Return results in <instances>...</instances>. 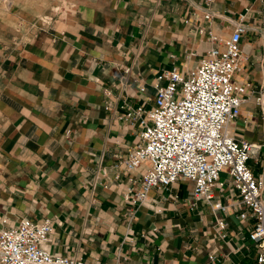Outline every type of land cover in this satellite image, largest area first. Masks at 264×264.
I'll return each mask as SVG.
<instances>
[{"label":"crops","instance_id":"crops-1","mask_svg":"<svg viewBox=\"0 0 264 264\" xmlns=\"http://www.w3.org/2000/svg\"><path fill=\"white\" fill-rule=\"evenodd\" d=\"M7 1L0 6L3 225L48 219L46 249L87 264H256L230 183L213 188L225 212L196 199L186 180L130 201L121 160L139 140L127 111L149 109L174 63L194 67L214 44L207 32L227 38L244 15L245 60L234 79L247 87L230 130L259 145L249 166L264 177V101L255 102L264 81V0Z\"/></svg>","mask_w":264,"mask_h":264},{"label":"built area","instance_id":"built-area-1","mask_svg":"<svg viewBox=\"0 0 264 264\" xmlns=\"http://www.w3.org/2000/svg\"><path fill=\"white\" fill-rule=\"evenodd\" d=\"M199 32L203 34V29ZM245 32L244 15L227 38L208 31L214 44L194 67L181 70L174 63L163 74L165 83L157 88L153 105L127 111V117L138 122L139 140L121 164L130 182L125 196L130 201H143L153 188L166 189L186 180L193 183L196 199L225 212V205L213 202V188L230 183L241 200L238 218L249 222L248 249L256 264H264V177L255 176L249 166L259 145L237 139L230 130L247 87L234 79L245 60L241 47ZM263 101L264 81L255 95L258 105ZM4 223L0 219V264H87L46 249L52 231L48 219ZM227 225L226 218L218 220L221 230Z\"/></svg>","mask_w":264,"mask_h":264},{"label":"rangeland","instance_id":"rangeland-1","mask_svg":"<svg viewBox=\"0 0 264 264\" xmlns=\"http://www.w3.org/2000/svg\"><path fill=\"white\" fill-rule=\"evenodd\" d=\"M0 6L7 8L8 7V1L7 0H0Z\"/></svg>","mask_w":264,"mask_h":264}]
</instances>
